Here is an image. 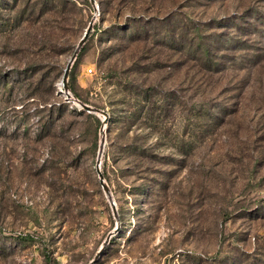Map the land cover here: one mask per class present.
I'll use <instances>...</instances> for the list:
<instances>
[{
    "label": "rangeland",
    "instance_id": "1",
    "mask_svg": "<svg viewBox=\"0 0 264 264\" xmlns=\"http://www.w3.org/2000/svg\"><path fill=\"white\" fill-rule=\"evenodd\" d=\"M88 1L0 0V264H264V0Z\"/></svg>",
    "mask_w": 264,
    "mask_h": 264
},
{
    "label": "water",
    "instance_id": "2",
    "mask_svg": "<svg viewBox=\"0 0 264 264\" xmlns=\"http://www.w3.org/2000/svg\"><path fill=\"white\" fill-rule=\"evenodd\" d=\"M90 3L93 7H95V8L97 7L96 0H90ZM93 26H94V22H91L89 27L86 29L83 37L81 38L75 53L71 57L68 65L65 69L62 83H63V87H64V89L68 95V98L78 102L84 111H86L89 114H94L97 116H104L105 117V120H103L102 129H101V137L102 138H101V143H100V148H99V153H98L97 173L99 176L100 184L102 185L103 190H104V192H105V194H106V196L110 202L113 214L116 218H118V212H117L116 204L114 201L113 193H112L109 185L106 183L104 175L101 172L102 157H103V153H104V149H105V143H106V128H105L106 126L105 125L108 123V116L109 115L106 112H104L98 108L92 107L88 104H84L80 100L76 99L74 96H72V94L70 92V87H69V78H70L71 70H72L75 62L77 61L81 50L83 49V47L86 45L87 41L89 40L90 35L93 31ZM119 230H120V228H119V226H117V228L114 230V232L110 234L108 240H110V238L113 235H115Z\"/></svg>",
    "mask_w": 264,
    "mask_h": 264
},
{
    "label": "trees",
    "instance_id": "3",
    "mask_svg": "<svg viewBox=\"0 0 264 264\" xmlns=\"http://www.w3.org/2000/svg\"><path fill=\"white\" fill-rule=\"evenodd\" d=\"M86 2H88L89 3V1L88 0H85ZM84 51H82L81 53H83ZM79 59V58H78ZM78 59H77V61H78ZM82 101V103H84V104H88V102H85V101H83V100H81Z\"/></svg>",
    "mask_w": 264,
    "mask_h": 264
}]
</instances>
